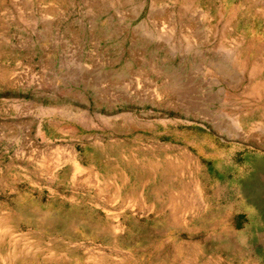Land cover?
I'll return each mask as SVG.
<instances>
[{
	"label": "rangeland",
	"instance_id": "rangeland-1",
	"mask_svg": "<svg viewBox=\"0 0 264 264\" xmlns=\"http://www.w3.org/2000/svg\"><path fill=\"white\" fill-rule=\"evenodd\" d=\"M0 264H264V0H0Z\"/></svg>",
	"mask_w": 264,
	"mask_h": 264
}]
</instances>
